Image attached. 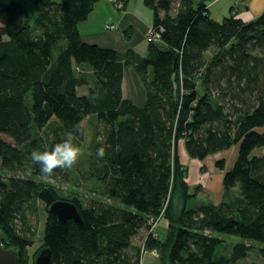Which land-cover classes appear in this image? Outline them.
Returning a JSON list of instances; mask_svg holds the SVG:
<instances>
[{
    "label": "trees",
    "instance_id": "obj_1",
    "mask_svg": "<svg viewBox=\"0 0 264 264\" xmlns=\"http://www.w3.org/2000/svg\"><path fill=\"white\" fill-rule=\"evenodd\" d=\"M97 1L35 0L33 36L24 0H0V169L13 172L0 173V244L17 247L20 264H32L25 254L32 241L17 232L14 219L34 199L44 204L45 219L32 260L47 247L51 264H140L142 248L155 250L159 264H236L252 252L264 261V154L252 155L264 146V10L250 21L232 12L216 22L207 0H143L151 26L161 30L141 54L81 39L78 24ZM131 32L129 26L124 38ZM127 67L145 89L141 107L122 94ZM82 86L86 93L78 94ZM89 116L105 126L87 163L102 188L83 200L42 180L30 157L80 125L76 145ZM50 124L52 136H39ZM181 139L188 157L198 160L238 146L219 203L187 208L199 185L190 192L177 155ZM215 164L224 168L223 159ZM56 200L72 202L80 222H59L48 211ZM163 207L164 239L148 234L132 245ZM222 235L245 242L222 254Z\"/></svg>",
    "mask_w": 264,
    "mask_h": 264
},
{
    "label": "rangeland",
    "instance_id": "obj_2",
    "mask_svg": "<svg viewBox=\"0 0 264 264\" xmlns=\"http://www.w3.org/2000/svg\"><path fill=\"white\" fill-rule=\"evenodd\" d=\"M99 1L100 2L98 4H102L101 2H103L104 4L107 5V7H109L115 13L119 14L122 10V9L121 10L115 9L106 0H99ZM24 5L29 13V22L32 28V34L33 36H36V33L38 32V30L35 29V25H34L35 17L38 14V8L36 2L35 0H24ZM148 13L151 14L152 12L148 9ZM121 35H122V39H125L123 36V32ZM144 37L145 35L143 36V40ZM144 42L141 45L134 47V49H136L141 54L143 52L142 48L146 43ZM55 54H56V50L54 51V55ZM128 79L129 76L126 73L125 83L127 82ZM139 83L140 85H143L140 79H139ZM86 90L87 88L85 86L78 87L77 93L85 94ZM212 93L213 95H216L217 90H213ZM220 100L222 101L221 98ZM82 124L84 127L83 138L76 144V146H78L81 149L83 155L80 157L78 163L71 169H62L60 176H58L57 178H51L49 180H44V181H47L50 184L54 185L59 190L61 195L75 194L77 197H80L83 200H87L92 196L98 197L101 193L100 192L102 188L101 182L99 180H96L90 175V169L87 163H88V157L92 153V144L95 141L101 140L103 129L105 126L92 116L86 117ZM52 126L53 124H50L43 131H40L38 135L43 138L46 135L48 137H51L52 129H53ZM259 130L263 131L264 127L259 128ZM263 154H264V146L260 148H255L252 152V155H263ZM177 155L180 162L184 163V165L187 168V177L189 181L188 185L190 186V192L193 193L194 191L192 188H194L196 185H199L196 194H194V196L187 201V205H186L187 208H196L201 204L207 202L213 203L215 201L216 198L215 195H217L216 193H218L221 190L222 175L226 170H228L234 164L235 158L237 156V146L233 145L228 149L219 151V153L217 154H211L204 157V159L202 160H198V159L189 158L188 155H186V152L184 150V143L183 140L181 139L177 143ZM222 159L225 160V164H224L225 166L221 170L216 166L215 163L216 161ZM0 173L1 174L4 173L7 175L13 174L12 171H5L2 169H0ZM15 175H20V176L23 175L21 168H17ZM197 178L199 180L195 182ZM201 183H203L206 189ZM44 219H45L44 204L34 199L27 204L23 213H20V215L16 216V218L14 219V224L17 232L32 241V244L30 246H27L25 250V254L28 259V262L32 261L33 253L41 245L42 232L44 228ZM156 225H157V232L160 234V236H163L162 231L163 229H165L166 220L160 217ZM222 236L227 238V240L224 242L222 247L219 249V253L222 254H228L230 252L232 243L241 242V241L245 242V240L237 236H229V235H222ZM254 245L256 247H259L262 246L263 244L262 245L254 244ZM135 246H139V245H135ZM157 256L156 257L151 256V257L157 258ZM253 262L255 264H264V261L255 252H252L251 255H249L247 258L239 260L236 264L253 263Z\"/></svg>",
    "mask_w": 264,
    "mask_h": 264
},
{
    "label": "crops",
    "instance_id": "obj_3",
    "mask_svg": "<svg viewBox=\"0 0 264 264\" xmlns=\"http://www.w3.org/2000/svg\"><path fill=\"white\" fill-rule=\"evenodd\" d=\"M99 2L100 1L98 0L94 4L93 9L89 13L87 19L78 24L79 34L84 42L96 44L105 48H112L119 52H124L131 47H137L144 42L143 36L152 25V13H148V8L144 6L143 0H126L119 14L112 11L103 2H101L102 4H98ZM206 5L209 18L216 22H221L224 17L232 14L231 0H207ZM263 10L264 0H240L235 12V18H239L242 21H250L256 18ZM106 25H112L113 27L111 29H107ZM129 26L132 29L129 40L122 39V32ZM145 50L146 43L142 48V54L145 53ZM126 73L129 76V79L125 83ZM142 86L143 85H140L139 78L135 74L134 70L130 67L125 68L122 79V94L125 98L131 100L139 107L143 106L145 103V91ZM180 163L184 165V163ZM185 180L187 184H189L188 177H186ZM197 180L199 179L197 178L195 182ZM201 184L203 185V183ZM204 188L206 189L205 186ZM216 194L217 195L214 194L216 197L215 201L213 202L214 204L219 203L223 198L222 186L221 190ZM155 230L157 237L164 239L166 235V225L165 229L162 231L163 236H160V234L157 232V225ZM146 236L147 228L142 226L137 231L135 236H133L131 241L132 245H140ZM140 264H159V262L156 258L151 257L149 253H146L141 257Z\"/></svg>",
    "mask_w": 264,
    "mask_h": 264
},
{
    "label": "clouds",
    "instance_id": "obj_4",
    "mask_svg": "<svg viewBox=\"0 0 264 264\" xmlns=\"http://www.w3.org/2000/svg\"><path fill=\"white\" fill-rule=\"evenodd\" d=\"M80 132V125H76L73 131L65 134L62 142L56 143L50 150L31 152L33 164L39 165L41 179L49 180L58 169H71L83 155L81 149L74 144L76 134ZM106 156L105 148L101 147L97 152V158L103 160Z\"/></svg>",
    "mask_w": 264,
    "mask_h": 264
},
{
    "label": "water",
    "instance_id": "obj_5",
    "mask_svg": "<svg viewBox=\"0 0 264 264\" xmlns=\"http://www.w3.org/2000/svg\"><path fill=\"white\" fill-rule=\"evenodd\" d=\"M48 211L54 214L59 222H65L68 219L80 222L78 211L70 201L56 200L48 206ZM0 264H20L19 249L14 246L4 248L0 244ZM32 264H51L49 249L40 248L34 254Z\"/></svg>",
    "mask_w": 264,
    "mask_h": 264
},
{
    "label": "built area",
    "instance_id": "obj_6",
    "mask_svg": "<svg viewBox=\"0 0 264 264\" xmlns=\"http://www.w3.org/2000/svg\"><path fill=\"white\" fill-rule=\"evenodd\" d=\"M106 1L109 2L115 9L117 10L122 9V6H123L122 0H106ZM210 1H218V0H210ZM239 3H240V0H231V12L233 13L236 12ZM112 27H113L112 25H106L107 29H111ZM159 30H161V28L157 29L151 26L145 34V37H144L145 42L149 43V42L157 41L158 36H159L158 35ZM163 210H164V207L161 209L160 215L157 218H150L147 220V225H148L147 235L150 234L152 237L157 238L155 228H156L158 219L161 217V214L163 213ZM146 253H149L151 256H155V257L157 256V253L155 250L147 251L142 248L141 257L145 255Z\"/></svg>",
    "mask_w": 264,
    "mask_h": 264
}]
</instances>
